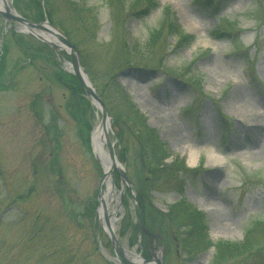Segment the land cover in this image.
Segmentation results:
<instances>
[{
	"label": "rangeland",
	"instance_id": "rangeland-1",
	"mask_svg": "<svg viewBox=\"0 0 264 264\" xmlns=\"http://www.w3.org/2000/svg\"><path fill=\"white\" fill-rule=\"evenodd\" d=\"M81 1L95 8L100 23L93 47L83 48L88 62L96 71L107 70L123 39L135 43L148 67L122 68L118 81L168 147L167 163L178 158L198 171L181 175V183L159 181L149 187L155 211L167 215L184 199L204 214L213 245L242 242L253 228L264 247V0H156L158 8L143 18L116 13L106 0ZM165 7L174 13L180 37L192 39L178 47L179 36H172L148 54L150 34L160 26ZM4 26L0 19V39ZM217 28L225 34L220 40L211 36ZM4 40H10V31ZM9 60L11 79L0 89V264L125 262L99 217L103 167L78 137L64 108V89L49 72L25 64L13 46ZM58 61L63 68L69 62L60 55ZM90 119L93 132L102 119L95 107ZM119 132L112 125L117 156L133 179L137 143L129 139L121 149ZM189 148L197 152L194 166ZM113 183L108 213L117 211L116 236L128 254L146 260L163 256V264H209L214 247L190 257L169 227L152 232L151 255L142 256L146 249L141 252L129 228L138 222L137 203L126 188L121 195V181L113 177ZM29 192V198L18 200ZM93 200L98 203L94 221L86 210ZM246 264H264V251Z\"/></svg>",
	"mask_w": 264,
	"mask_h": 264
},
{
	"label": "trees",
	"instance_id": "trees-1",
	"mask_svg": "<svg viewBox=\"0 0 264 264\" xmlns=\"http://www.w3.org/2000/svg\"><path fill=\"white\" fill-rule=\"evenodd\" d=\"M106 2L116 13L127 11L137 18L148 16L150 11L159 6L156 0H106ZM208 4L211 5L209 2ZM14 5L24 17L31 21L39 23L48 19L78 48L82 63L99 97L109 109L113 118V126L120 129L118 138L122 146L121 149L125 150L124 143H127L129 139L137 143V153L131 166L134 178L131 179L137 193L139 204L137 211L139 209L141 211L140 219L143 227L150 233L154 230L163 231L164 227L175 229L179 234L177 242L182 252L191 255L190 257L200 255L214 247L215 252L209 264H246L250 258L260 255L264 251L263 240L257 237L256 229H249L242 242L220 241L213 245L208 237L204 214L193 211L186 201L181 200L171 205L167 215L157 212L153 208L148 192L149 187H153L159 181L179 180L181 183V179H179L181 175L192 174L196 171L189 170L185 162L178 158L172 160L173 162L170 164L167 163L171 159L168 147L161 141L158 132L148 126L146 117L136 107L128 91L118 81L117 72L122 68L138 67L141 63H145L144 67H148L149 62H141L146 57L140 55L142 52L137 45L130 39H123L118 44L114 57L109 61L111 66L107 70L96 71L93 65L88 62V55L83 49L88 46L93 47L92 44L100 29L98 15L94 7L88 6L81 0H15ZM215 6L217 7L219 4ZM174 16L169 7L163 9L160 26L150 34L146 47L148 54L160 47L164 40H168L172 36H181L179 26L173 19ZM115 21L117 22H115L116 30L119 23L118 19ZM211 36L215 40H220L225 34L224 31L217 28L211 33ZM179 37L176 45L178 47L183 44L182 42H190L192 39L190 36H182L181 39ZM118 42L117 39L116 43ZM11 46L20 52L25 64L37 67L41 72H49L51 81L64 89V108L75 122L78 137L90 151V135L93 130L90 114L93 107L86 98L85 90L80 82L61 67L58 61V52L48 45L33 37L19 34L14 30L11 31L10 40L4 42L0 56V89L6 87L7 81L11 79L7 69L10 64ZM60 56L68 59L62 53ZM18 66L16 65V67ZM15 71L19 72V69ZM54 118L56 119V117ZM52 127L56 129L55 125ZM53 134L54 141H57L58 130ZM116 180H119L117 176ZM178 190L182 193L183 186L181 185ZM127 194L130 196L129 190H127ZM30 195V192L23 194L19 196L18 200H25ZM96 209L97 202L95 200L90 201L86 207L92 221L96 216ZM130 225L132 234H135L134 241L137 243L138 225H133L132 222ZM38 234L40 231L37 230L35 236ZM143 238V243L146 244V246L142 244L146 249L145 252L143 251V256L148 257L150 251L147 249L149 248L147 245L150 238L147 235H144Z\"/></svg>",
	"mask_w": 264,
	"mask_h": 264
},
{
	"label": "water",
	"instance_id": "water-1",
	"mask_svg": "<svg viewBox=\"0 0 264 264\" xmlns=\"http://www.w3.org/2000/svg\"><path fill=\"white\" fill-rule=\"evenodd\" d=\"M0 18L5 22V24L8 25V28H12L13 24H16L18 26L19 33L32 36L42 43L49 45L52 49L64 52L66 55H68L70 58V62L66 63L65 70L77 77L81 85L84 87L86 95L88 99H90L91 104L101 113L102 119L100 125H103L105 128H107V126L108 128H111V116L109 114V111L102 99L97 95L96 89L82 65L78 49L67 39V37L62 32H60L48 20H45L42 23H35L24 18L13 8V5L10 4L8 0H3V7H0ZM123 74L124 73H121L120 75ZM106 140L109 155L111 157V168L108 171L104 169V175L100 181L98 191V201L100 203V206H102L103 202L102 187L105 183H107V181H110L111 189L113 190V192L115 191V186L113 183L114 171L119 174L122 181L121 195L124 193L126 187L132 190V184L128 179L126 170L120 164L117 158L115 152V142L111 140L108 132L106 133ZM96 158L98 161H100L97 156ZM102 215L105 222L104 230L109 236L113 248L116 250V252H118V254L127 264H163L161 256H155L152 261H145L140 259V263H135L129 260L128 257H126L127 255L125 249L122 248L117 236L110 229V222L107 212L105 211ZM121 264L124 263L121 262Z\"/></svg>",
	"mask_w": 264,
	"mask_h": 264
},
{
	"label": "bare ground",
	"instance_id": "bare-ground-1",
	"mask_svg": "<svg viewBox=\"0 0 264 264\" xmlns=\"http://www.w3.org/2000/svg\"><path fill=\"white\" fill-rule=\"evenodd\" d=\"M0 7H3V0H0ZM108 132V134H111V130L108 128H105L103 125L96 126L94 132H93V136H92V147L94 150V153L96 154V156L98 157V159L101 161L102 165L104 166V169L106 171L110 170L111 168V157L109 155V150L107 148V140H106V133ZM188 153L190 155V164L192 166L195 165L196 163V159H197V152L192 150V148H189ZM211 159H215L214 155H210ZM210 159V160H211ZM107 185H108V190L105 193V195L103 196V202H102V206L100 208V212L101 214H103L105 211L108 214L109 217V224H110V229L111 231L116 234V223H117V219H116V213L117 211L115 210L113 216H109V210L112 206V202L114 200V192L111 189V185L109 184V182L107 181ZM100 214V217H102L103 215ZM126 257H128V259H130L131 261L135 262V263H140V258L136 257V256H132L131 254H128L126 252Z\"/></svg>",
	"mask_w": 264,
	"mask_h": 264
}]
</instances>
